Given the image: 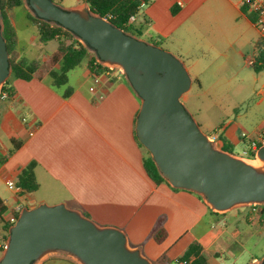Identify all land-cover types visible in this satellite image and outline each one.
Masks as SVG:
<instances>
[{"label":"crops","instance_id":"crops-1","mask_svg":"<svg viewBox=\"0 0 264 264\" xmlns=\"http://www.w3.org/2000/svg\"><path fill=\"white\" fill-rule=\"evenodd\" d=\"M182 2L179 6L177 0H151L140 8L146 26L138 24L140 12L134 24L141 34L145 29L142 38L167 44L185 62L197 90L193 96L185 93L182 100H193V114L202 129L219 147L231 146L232 152L241 141L248 142L244 154L252 156H243L253 157L249 140L264 138V116L250 120L252 114L238 106L249 99L246 90L259 97L257 106L264 104V37L249 17L256 13L243 0ZM27 13L24 5L9 11L18 57L26 56L16 24ZM57 47L34 59L48 62ZM248 55L258 61L255 72L246 63ZM59 68L60 63L40 66L30 80L11 75L8 96H0V256L8 237V212L17 204L23 208L65 202L100 225L122 228L132 245L141 246L160 264H176L193 242L201 244L208 264H227L226 253L235 258L234 249L246 247L251 237L264 241L261 213H252L251 206L219 214L198 194L150 178L135 136L140 100L122 74L103 73L92 91L87 60L67 73L66 85L57 87L49 71ZM250 79L254 85L247 83ZM67 88L71 93L65 96ZM244 125L253 126L249 137L239 135ZM32 163L39 187L28 192L19 181ZM8 181L18 188H9ZM162 228L167 236L159 243L152 234ZM257 259L252 255L247 264ZM42 264L78 263L56 255Z\"/></svg>","mask_w":264,"mask_h":264},{"label":"water","instance_id":"water-1","mask_svg":"<svg viewBox=\"0 0 264 264\" xmlns=\"http://www.w3.org/2000/svg\"><path fill=\"white\" fill-rule=\"evenodd\" d=\"M33 16L71 32L102 65L120 70L140 108L135 135L160 175L198 194L219 214L264 205V144L253 157L218 146L182 97L193 78L185 62L162 46L125 31L87 2L65 8L53 0H23ZM0 9V95L12 75ZM62 255L78 264H155L117 226L100 225L65 202L23 207L9 226L0 264H42ZM253 264H264V256Z\"/></svg>","mask_w":264,"mask_h":264},{"label":"trees","instance_id":"trees-1","mask_svg":"<svg viewBox=\"0 0 264 264\" xmlns=\"http://www.w3.org/2000/svg\"><path fill=\"white\" fill-rule=\"evenodd\" d=\"M59 3L60 0H53ZM87 2L91 9L107 17L117 26L123 28L125 31L135 34L137 36L142 35L140 30L134 23H129V18L132 15H138L142 4H146L151 0H82ZM23 0H0L1 18L3 20V35L7 41V47L10 55V62L12 67V75L23 79L30 80L35 75L37 69L42 66L45 68L52 67L56 63H60L59 70H50L49 76L52 80V84L60 87L67 84V73L87 60L89 68L92 73L102 74L108 70V68L99 63L94 54H92L71 32L63 29L60 26L51 24L47 21L41 20L31 13H27V17L30 23L37 27L39 32V41L42 44H47L52 40L58 41L57 50L51 55L48 62L42 63L39 59H28L27 57H18L15 54V47L18 42V38L13 28L9 11L14 7L23 6ZM246 12V8L243 7ZM256 14L249 15L252 21H256ZM156 43V42H154ZM158 44V43H156ZM159 45V44H158ZM257 71L260 68L256 67ZM8 81L4 85L2 92H9ZM71 93V89L65 90V96ZM136 136V135H135ZM137 139V138H136ZM138 141V139H137ZM139 146L144 151L143 163L145 169L152 180L155 182H167L159 173L150 153L144 148V146L138 141ZM223 149L232 151V147L224 145ZM168 183V182H167ZM20 186L28 191L34 192L38 189L39 184L35 177L34 164H30L25 168L20 176ZM261 209V220L264 222V205L259 206ZM0 214L4 215V211L0 210ZM8 229V228H7ZM153 237L157 242H162L167 233L164 228L153 232ZM202 246L199 242H193L185 254L176 260L177 263L185 262L188 264H208L205 257L201 254Z\"/></svg>","mask_w":264,"mask_h":264},{"label":"rangeland","instance_id":"rangeland-1","mask_svg":"<svg viewBox=\"0 0 264 264\" xmlns=\"http://www.w3.org/2000/svg\"><path fill=\"white\" fill-rule=\"evenodd\" d=\"M81 3H83L82 0H60L59 1V4L65 8H71V7L79 5ZM18 11H19V9L16 8V10L14 11L15 14H17ZM20 11H23V9ZM24 15L20 16V18L16 24V31H17L18 36H19L21 47L24 49V56H26L29 59H34V58H40L41 59L46 54H49L51 51H53L58 46V41L52 40V41L48 42L47 44H42L39 41V36H38L39 32H38L37 27L33 26L30 23L27 15H25V16ZM138 24L140 26H146L145 15L143 13V10L140 11V14L138 17ZM142 34H143V36L145 35V29H143ZM139 37H141V35ZM163 46L162 47L165 49L169 48L167 44H163ZM167 50L172 52L170 49H167ZM15 54H16V56H18L16 52H15ZM249 67H251L250 71L255 72L253 66H249ZM247 83L254 85L255 81L250 79ZM196 90H197V85L194 83V85H192V87L188 91V93H190L193 96V91H196ZM252 93L253 92L251 90H246V96L249 97V99H245L246 102L241 103L238 106V108L242 112H244V111L250 112L252 114V117L250 120H256L258 118L260 120L262 118V116H264V104L261 106H257L256 101H258L259 97L254 96ZM224 103H227V101H224ZM185 105H186L187 109L190 111V113L192 115H194L193 114V100L191 103H188V104L185 103ZM246 123L251 124L252 122H246ZM244 126L245 127H242V129L239 131V135H242L243 132H245L244 134H246L247 137H249L251 134V131L253 130L252 129L253 126H251L249 128H248L249 125H244ZM247 147H248V142L241 141L240 144H238L234 147V153L239 155V156H243V155L252 156V153H250V152H247L246 154H244V150H246ZM250 240L251 241L246 243V247L239 246L237 249H234L233 254L236 255L235 258L233 257L232 254L226 253L227 254L226 255L227 256V258H226L227 264H247L251 260L252 255H257L259 258L264 256V241L259 242L257 237H251ZM153 262L155 264H160L156 261H153Z\"/></svg>","mask_w":264,"mask_h":264},{"label":"built area","instance_id":"built-area-1","mask_svg":"<svg viewBox=\"0 0 264 264\" xmlns=\"http://www.w3.org/2000/svg\"><path fill=\"white\" fill-rule=\"evenodd\" d=\"M177 3H178L179 6L183 5L182 0H177ZM243 4L246 5L251 11H253V12H255L257 14L255 25L259 28L262 36L264 37V0H243ZM143 5L144 4H142V6ZM136 19H137V16L136 15H132L129 18V23H134L136 21ZM246 63L249 66L255 67L258 64V61H257V59L255 58L254 55H248L246 57ZM107 68H108V70L106 72H104V73L109 74V72L118 71V73L121 74L120 70H118V69H111L109 67H107ZM102 74L93 73V81H94V83H93V86L90 88L92 91H94L95 88L101 83ZM0 96L1 97H7L8 93L7 92H2ZM24 120H26V119L24 118ZM34 132H35L34 130H31L30 131V135H33ZM243 136L247 137L246 134H243ZM262 140L264 141V138H261V139L252 138V139L249 140V142H250L249 146H250V148H251V150L253 152H255L262 145ZM7 185L11 189L18 188L13 181H8ZM251 207H252V213L255 212L256 214L257 213L259 214V211L261 212V209H260L259 206H251ZM21 209H22V207L19 204L13 206L10 209V211L8 212V217H7L8 223L10 225L14 224L17 221V218H18V215H19ZM176 264H188V263L179 262V263H176Z\"/></svg>","mask_w":264,"mask_h":264}]
</instances>
